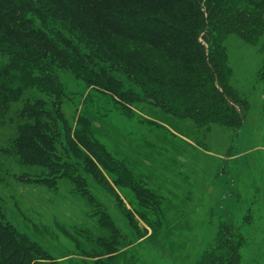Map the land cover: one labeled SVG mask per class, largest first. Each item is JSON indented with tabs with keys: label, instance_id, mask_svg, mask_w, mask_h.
I'll return each mask as SVG.
<instances>
[{
	"label": "rangeland",
	"instance_id": "374dc122",
	"mask_svg": "<svg viewBox=\"0 0 264 264\" xmlns=\"http://www.w3.org/2000/svg\"><path fill=\"white\" fill-rule=\"evenodd\" d=\"M223 48L247 106L239 128L166 113L116 70L121 94L62 66L59 105L28 88L0 98V212L42 249L37 264H201L226 253L221 236L242 245L239 264H264V36L231 35ZM28 108L52 113L39 119L47 158L20 154L22 130L36 126Z\"/></svg>",
	"mask_w": 264,
	"mask_h": 264
},
{
	"label": "trees",
	"instance_id": "16d2710c",
	"mask_svg": "<svg viewBox=\"0 0 264 264\" xmlns=\"http://www.w3.org/2000/svg\"><path fill=\"white\" fill-rule=\"evenodd\" d=\"M48 22H59L67 35ZM231 35L250 45L259 42L264 0H0V98L28 88L50 93L59 105L63 86L53 69L62 66L86 86L121 94L116 70L166 113L203 128H239L247 106L229 85L223 43ZM128 95L126 100L140 98L134 91ZM25 112L36 117V126L22 130L20 154L47 158L50 131L43 132L49 127L39 119H52V113ZM219 239L218 251L226 253H210L201 264H239L242 245L230 236ZM41 255L38 244L0 212V264H37Z\"/></svg>",
	"mask_w": 264,
	"mask_h": 264
}]
</instances>
